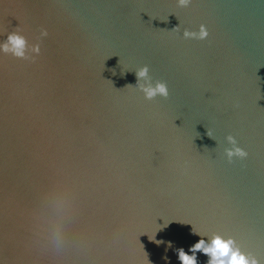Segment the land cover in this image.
<instances>
[{
	"label": "water",
	"instance_id": "95a60500",
	"mask_svg": "<svg viewBox=\"0 0 264 264\" xmlns=\"http://www.w3.org/2000/svg\"><path fill=\"white\" fill-rule=\"evenodd\" d=\"M16 27L41 51L0 54V264H180L213 232L264 264V0H0Z\"/></svg>",
	"mask_w": 264,
	"mask_h": 264
},
{
	"label": "clouds",
	"instance_id": "9594fccd",
	"mask_svg": "<svg viewBox=\"0 0 264 264\" xmlns=\"http://www.w3.org/2000/svg\"><path fill=\"white\" fill-rule=\"evenodd\" d=\"M177 5L181 8L188 7L192 0H176ZM24 29L16 27L13 31L6 34V39L0 43V54L11 55L14 58L22 60L35 61L36 57L40 55L41 47L37 42L31 45V55H26L27 39L21 33ZM208 30L204 24L199 25L198 31H189L185 29L182 33L185 39L204 40L208 37ZM48 32L41 28L40 37H46ZM39 40V38H38ZM137 90L143 94L145 100H153L157 96L167 98L169 95L168 86L165 82H153L149 76V68L147 65L139 67L136 71ZM143 81V83H140ZM211 136V133H207ZM227 142L231 145L230 148L224 149V154L228 161L231 162L233 157L238 159H245L248 153L237 146L235 138L231 135L226 137ZM189 255L182 248L177 250L180 264H197L196 252L203 253L208 257L206 264H259L258 259L251 253L241 250L237 241L230 235L219 234L216 232L208 235L207 243L205 239H199L191 246Z\"/></svg>",
	"mask_w": 264,
	"mask_h": 264
}]
</instances>
